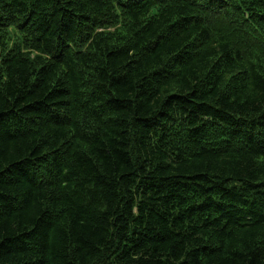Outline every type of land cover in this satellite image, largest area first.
<instances>
[{"label": "trees", "instance_id": "trees-1", "mask_svg": "<svg viewBox=\"0 0 264 264\" xmlns=\"http://www.w3.org/2000/svg\"><path fill=\"white\" fill-rule=\"evenodd\" d=\"M0 264H264V0H0Z\"/></svg>", "mask_w": 264, "mask_h": 264}, {"label": "bare ground", "instance_id": "bare-ground-1", "mask_svg": "<svg viewBox=\"0 0 264 264\" xmlns=\"http://www.w3.org/2000/svg\"><path fill=\"white\" fill-rule=\"evenodd\" d=\"M16 161V160H15Z\"/></svg>", "mask_w": 264, "mask_h": 264}]
</instances>
